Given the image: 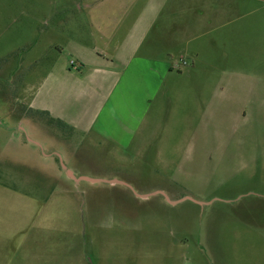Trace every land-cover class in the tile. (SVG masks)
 Wrapping results in <instances>:
<instances>
[{
    "label": "rangeland",
    "instance_id": "rangeland-1",
    "mask_svg": "<svg viewBox=\"0 0 264 264\" xmlns=\"http://www.w3.org/2000/svg\"><path fill=\"white\" fill-rule=\"evenodd\" d=\"M124 1L0 0V264H264V0H159L128 67Z\"/></svg>",
    "mask_w": 264,
    "mask_h": 264
},
{
    "label": "crops",
    "instance_id": "crops-1",
    "mask_svg": "<svg viewBox=\"0 0 264 264\" xmlns=\"http://www.w3.org/2000/svg\"><path fill=\"white\" fill-rule=\"evenodd\" d=\"M166 2L167 0H164V3ZM105 3L107 2H97V5L95 6V8L98 9L96 16L100 17L99 12L105 7ZM140 3L141 0L129 2L124 1L121 3L111 2L112 8H115L112 15L115 13L120 14L118 21L115 23L114 32L116 34H124L123 37L116 43V53L115 57L113 58L115 60L114 62H120L123 67H128L132 64L133 55L139 56L138 59L143 64H149L153 61L158 62V58L156 56L160 55L162 47H167L166 51L168 50L169 54H171L173 53L171 49L179 45L175 42V40L172 39V35H169V40L167 42L165 34L169 33L161 32L159 30L160 25L158 24V19L164 7V5H161L162 2L159 0L158 2L155 0H149L143 9H141V11L138 13V16L134 18L135 21H131L133 20L131 15L135 11V7L139 6ZM129 20L131 23L128 25ZM165 42L166 45H164ZM80 180L78 182H80ZM93 180L97 181H89L93 183L101 182L99 179ZM114 184L124 185L122 182L113 183L112 185ZM153 195L155 194L145 195L144 198H148Z\"/></svg>",
    "mask_w": 264,
    "mask_h": 264
},
{
    "label": "water",
    "instance_id": "water-1",
    "mask_svg": "<svg viewBox=\"0 0 264 264\" xmlns=\"http://www.w3.org/2000/svg\"><path fill=\"white\" fill-rule=\"evenodd\" d=\"M62 168L64 169V170H66V172H67V175H68V177L69 178H72V179H74V180H76V181H79L77 178H76V176H75V174L71 171V170H69L66 166H65V164H63L62 163ZM81 180H90V181H97V180H93V179H90V178H86V177H83V178H81ZM99 181V180H98ZM100 181H102V182H108V183H120L119 181H117V180H113V181H104V180H100Z\"/></svg>",
    "mask_w": 264,
    "mask_h": 264
},
{
    "label": "trees",
    "instance_id": "trees-1",
    "mask_svg": "<svg viewBox=\"0 0 264 264\" xmlns=\"http://www.w3.org/2000/svg\"><path fill=\"white\" fill-rule=\"evenodd\" d=\"M37 113H40V114H42V115H46L48 118H49V120H50V122H55V123H57V124H59L60 126H67V124H65V123H63L61 120H57V119H54L52 116H50V114L49 113H47V112H41V111H37ZM68 127V126H67Z\"/></svg>",
    "mask_w": 264,
    "mask_h": 264
},
{
    "label": "flooded vegetation",
    "instance_id": "flooded-vegetation-1",
    "mask_svg": "<svg viewBox=\"0 0 264 264\" xmlns=\"http://www.w3.org/2000/svg\"><path fill=\"white\" fill-rule=\"evenodd\" d=\"M61 162L63 163L64 162V160H63V158H62V156H61ZM149 195V194H148ZM145 197V195L142 197L143 199H146V198H144ZM149 198V197H148Z\"/></svg>",
    "mask_w": 264,
    "mask_h": 264
},
{
    "label": "built area",
    "instance_id": "built-area-1",
    "mask_svg": "<svg viewBox=\"0 0 264 264\" xmlns=\"http://www.w3.org/2000/svg\"><path fill=\"white\" fill-rule=\"evenodd\" d=\"M182 61H180V62H178V63H181ZM183 64H185L186 65V63L183 61Z\"/></svg>",
    "mask_w": 264,
    "mask_h": 264
}]
</instances>
